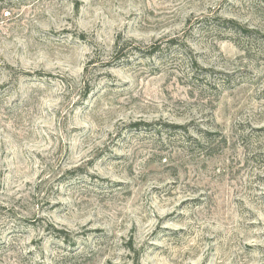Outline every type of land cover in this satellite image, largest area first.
<instances>
[{"label": "rangeland", "instance_id": "374dc122", "mask_svg": "<svg viewBox=\"0 0 264 264\" xmlns=\"http://www.w3.org/2000/svg\"><path fill=\"white\" fill-rule=\"evenodd\" d=\"M0 264H264V0H0Z\"/></svg>", "mask_w": 264, "mask_h": 264}, {"label": "trees", "instance_id": "16d2710c", "mask_svg": "<svg viewBox=\"0 0 264 264\" xmlns=\"http://www.w3.org/2000/svg\"><path fill=\"white\" fill-rule=\"evenodd\" d=\"M225 23L232 25L235 29H242L243 31H245L246 33H251V31L249 29H246L244 27H242L238 22L234 21V20H224Z\"/></svg>", "mask_w": 264, "mask_h": 264}]
</instances>
